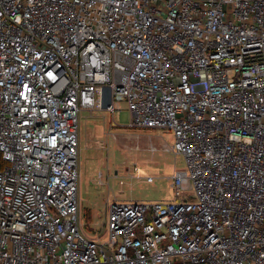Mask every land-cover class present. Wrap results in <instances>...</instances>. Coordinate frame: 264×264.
I'll list each match as a JSON object with an SVG mask.
<instances>
[{"label":"built area","instance_id":"obj_1","mask_svg":"<svg viewBox=\"0 0 264 264\" xmlns=\"http://www.w3.org/2000/svg\"><path fill=\"white\" fill-rule=\"evenodd\" d=\"M121 101L192 199L112 202L99 242L79 115ZM0 157V264H264V0H0Z\"/></svg>","mask_w":264,"mask_h":264},{"label":"rangeland","instance_id":"obj_2","mask_svg":"<svg viewBox=\"0 0 264 264\" xmlns=\"http://www.w3.org/2000/svg\"><path fill=\"white\" fill-rule=\"evenodd\" d=\"M118 106L113 117L106 111H82L78 122L80 225L84 235L99 242L108 239L112 202L192 199L191 191L179 194L173 185L174 173L186 169L184 157L170 150L173 133L130 127L126 102Z\"/></svg>","mask_w":264,"mask_h":264},{"label":"trees","instance_id":"obj_3","mask_svg":"<svg viewBox=\"0 0 264 264\" xmlns=\"http://www.w3.org/2000/svg\"><path fill=\"white\" fill-rule=\"evenodd\" d=\"M2 166H3V161H2V159L0 157V168H2Z\"/></svg>","mask_w":264,"mask_h":264}]
</instances>
